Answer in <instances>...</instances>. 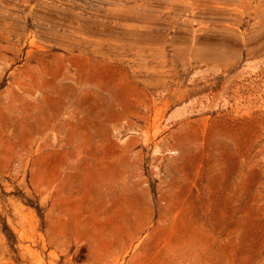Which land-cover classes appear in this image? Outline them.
Returning a JSON list of instances; mask_svg holds the SVG:
<instances>
[{
  "label": "rangeland",
  "instance_id": "374dc122",
  "mask_svg": "<svg viewBox=\"0 0 264 264\" xmlns=\"http://www.w3.org/2000/svg\"><path fill=\"white\" fill-rule=\"evenodd\" d=\"M0 264H264V0H0Z\"/></svg>",
  "mask_w": 264,
  "mask_h": 264
},
{
  "label": "bare ground",
  "instance_id": "6f19581e",
  "mask_svg": "<svg viewBox=\"0 0 264 264\" xmlns=\"http://www.w3.org/2000/svg\"><path fill=\"white\" fill-rule=\"evenodd\" d=\"M215 1L217 2V1H221V0H215ZM223 1H225V0H223ZM201 5H202V4H201ZM245 6H246L245 4H244V5H241L240 8L244 9ZM197 7H198V5H195V6L192 7V9H197ZM255 12H256V11H255ZM192 14H193V12H192Z\"/></svg>",
  "mask_w": 264,
  "mask_h": 264
}]
</instances>
